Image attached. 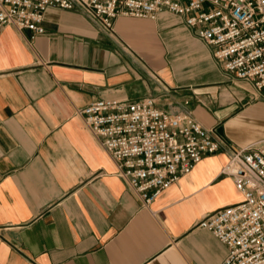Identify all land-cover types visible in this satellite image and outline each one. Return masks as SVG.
Returning <instances> with one entry per match:
<instances>
[{
	"label": "crops",
	"instance_id": "crops-1",
	"mask_svg": "<svg viewBox=\"0 0 264 264\" xmlns=\"http://www.w3.org/2000/svg\"><path fill=\"white\" fill-rule=\"evenodd\" d=\"M43 32L0 28V264H221L198 226L240 199L220 173L229 147L264 146V99L166 11L117 16L47 7ZM186 110L219 141L147 205L76 110L98 98Z\"/></svg>",
	"mask_w": 264,
	"mask_h": 264
},
{
	"label": "built area",
	"instance_id": "built-area-1",
	"mask_svg": "<svg viewBox=\"0 0 264 264\" xmlns=\"http://www.w3.org/2000/svg\"><path fill=\"white\" fill-rule=\"evenodd\" d=\"M47 7H78L108 33L117 16L180 15L222 70L250 82L264 99V0H0V28L41 34ZM76 113L142 206L219 149L211 130L189 111L161 110L150 96L93 99ZM220 173L232 179L240 199L198 226L226 246L221 264H264V146L229 147Z\"/></svg>",
	"mask_w": 264,
	"mask_h": 264
},
{
	"label": "rangeland",
	"instance_id": "rangeland-1",
	"mask_svg": "<svg viewBox=\"0 0 264 264\" xmlns=\"http://www.w3.org/2000/svg\"><path fill=\"white\" fill-rule=\"evenodd\" d=\"M255 145H260V146H262V144H260V143H255Z\"/></svg>",
	"mask_w": 264,
	"mask_h": 264
}]
</instances>
